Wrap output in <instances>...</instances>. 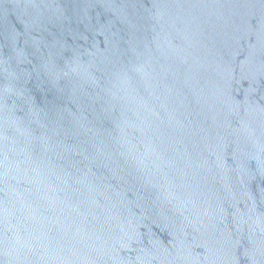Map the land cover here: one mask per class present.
Segmentation results:
<instances>
[{"label":"water","instance_id":"obj_1","mask_svg":"<svg viewBox=\"0 0 264 264\" xmlns=\"http://www.w3.org/2000/svg\"><path fill=\"white\" fill-rule=\"evenodd\" d=\"M0 264H264V0H0Z\"/></svg>","mask_w":264,"mask_h":264}]
</instances>
